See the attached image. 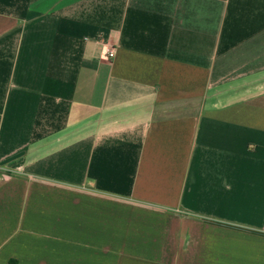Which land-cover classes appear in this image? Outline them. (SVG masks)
Listing matches in <instances>:
<instances>
[{"label": "crops", "instance_id": "obj_1", "mask_svg": "<svg viewBox=\"0 0 264 264\" xmlns=\"http://www.w3.org/2000/svg\"><path fill=\"white\" fill-rule=\"evenodd\" d=\"M0 264H264V0H0Z\"/></svg>", "mask_w": 264, "mask_h": 264}, {"label": "built area", "instance_id": "obj_2", "mask_svg": "<svg viewBox=\"0 0 264 264\" xmlns=\"http://www.w3.org/2000/svg\"><path fill=\"white\" fill-rule=\"evenodd\" d=\"M114 52H115V50H114V48L113 47H108V48H106V51H105V59H111L113 56H114Z\"/></svg>", "mask_w": 264, "mask_h": 264}]
</instances>
